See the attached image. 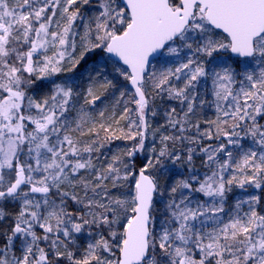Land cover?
Returning a JSON list of instances; mask_svg holds the SVG:
<instances>
[{
	"label": "snow or ice",
	"instance_id": "1",
	"mask_svg": "<svg viewBox=\"0 0 264 264\" xmlns=\"http://www.w3.org/2000/svg\"><path fill=\"white\" fill-rule=\"evenodd\" d=\"M0 264H264V0H0Z\"/></svg>",
	"mask_w": 264,
	"mask_h": 264
},
{
	"label": "trees",
	"instance_id": "2",
	"mask_svg": "<svg viewBox=\"0 0 264 264\" xmlns=\"http://www.w3.org/2000/svg\"><path fill=\"white\" fill-rule=\"evenodd\" d=\"M117 143H120V144L122 143V146H123V143H124V142H122V141H116V142H114V145H113V151L116 150ZM119 146H121V145H119ZM197 163H199V162L197 161ZM166 179H167L166 177H162L161 182L163 183L164 180H166Z\"/></svg>",
	"mask_w": 264,
	"mask_h": 264
},
{
	"label": "rangeland",
	"instance_id": "3",
	"mask_svg": "<svg viewBox=\"0 0 264 264\" xmlns=\"http://www.w3.org/2000/svg\"><path fill=\"white\" fill-rule=\"evenodd\" d=\"M117 145H121L122 146V143L120 144V143H117Z\"/></svg>",
	"mask_w": 264,
	"mask_h": 264
}]
</instances>
